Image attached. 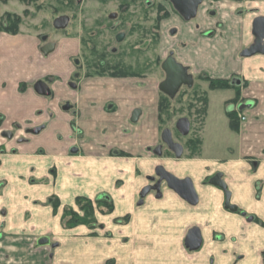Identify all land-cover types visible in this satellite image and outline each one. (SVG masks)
I'll list each match as a JSON object with an SVG mask.
<instances>
[{"label":"crops","instance_id":"1","mask_svg":"<svg viewBox=\"0 0 264 264\" xmlns=\"http://www.w3.org/2000/svg\"><path fill=\"white\" fill-rule=\"evenodd\" d=\"M208 4L212 11L203 9L206 3L202 2L193 19L176 23L181 28L170 39L176 38L172 44L176 59L193 73L240 83L239 102L228 107L238 120L236 131L229 128L238 139L237 154L231 149L225 160L204 157L202 145L200 154L192 158L153 155L161 132L159 97L152 83L143 79L146 76L76 75L73 59L80 57L79 38L65 36L44 54L38 35L26 29L21 28L18 34L0 32V133L16 132L13 140L0 136V264H95V260L105 259L110 252L82 250L78 244L71 260L60 254L72 234L76 240L101 239L98 234L91 236L84 226L52 230L49 200L57 195L61 198L58 210L62 217L65 205L75 208V198L82 197L78 195L97 199L78 186L88 189L104 178L114 181L116 175L126 178L127 186H123L129 190L132 218L124 225L114 222L118 217L108 220L109 224L96 220L101 228L115 225L112 243L127 238L131 264H156V260L157 264H263L264 54L244 57L242 52L254 44L252 22L264 17V0ZM160 39L168 43L165 35ZM39 82L48 88L47 95L36 92ZM230 91L232 100L235 91ZM240 105L242 110H238ZM136 109L140 115L133 123ZM239 115L245 120L240 121ZM36 127L41 129L38 134L28 133ZM75 131L80 139L72 138ZM156 166L176 178H189L197 204H187L164 184L159 195L150 192L141 198L145 178L153 176ZM216 172L223 175L237 213L225 209L223 193L209 184ZM71 178L79 183L69 186ZM30 209L48 218L39 230L34 222L27 224L21 218L20 213ZM146 210L159 212L158 218L143 217ZM193 227L202 237L197 251L184 246ZM43 237L49 244L37 246ZM55 242L57 246L52 244ZM112 255L119 257L117 250ZM76 258L81 261L74 262Z\"/></svg>","mask_w":264,"mask_h":264},{"label":"rangeland","instance_id":"2","mask_svg":"<svg viewBox=\"0 0 264 264\" xmlns=\"http://www.w3.org/2000/svg\"><path fill=\"white\" fill-rule=\"evenodd\" d=\"M71 1L73 2L72 4H74V1L76 4V0ZM18 2V0H7L8 11L10 10L13 12H18L20 14L22 12V8H20ZM69 2L70 0H42L41 6L43 7L41 8V11L39 13L34 9V7L30 6L29 11L31 13L35 11L37 16L35 20L27 21L28 26L32 27L33 23L37 24L41 20L50 24L49 22H51L52 19L61 15H67L71 18V22L73 23L72 26H75V29L72 28V30L76 32L82 30L80 31V33H82L85 29L84 24L85 26L90 24V22L93 20L92 18L102 14H108L110 12L124 11L118 12L119 17L121 18L123 23L120 25L117 32H121V34L124 33L126 37L123 36V38H121L122 40L119 41V43L121 44L116 43V34L114 33L111 35H103L100 38H96L93 40V43L90 42L91 45L87 47L86 51H83V53L85 52L83 60L82 58H80L81 65L85 67V71L83 72L93 73L95 71H98L96 66L87 67V60L92 61V59H94L93 61L97 62L98 56H96L95 54L105 53V55H107L105 58L107 62L111 61L112 63H118L120 61L123 67H128L127 72L134 73L136 76H139L140 74L142 75L144 73L143 76L146 77L143 79H147L146 81H150L153 88L158 93L159 104L163 98H166L164 99L165 107L159 116V132L167 126V128L171 131L173 142H178L180 144H183L184 146H186V141L189 139L199 140L200 147L196 156L200 154L201 145L202 155L207 158L225 160L229 156V151L231 149L234 150L235 155L237 154L238 139L237 136H234L230 133L229 120L227 118V113L229 112L228 107L233 105L229 102L230 98L233 97L232 91L209 90L207 83L205 81H202L200 78L203 76H207L209 78L211 77L206 74L197 75L193 73L190 68H187L186 71L187 74L192 76L194 80V87L187 88L184 85L181 86L175 94V97L173 98H167L160 92L158 88L160 82H162L165 78V73L161 69V63H163L168 57H173L176 61H178L176 59V47L175 45H172L175 44L176 38L175 40L170 38H174L175 33L181 28L176 25V23L182 21V18L173 9L172 5L168 1H166L165 3L149 2V4H147L145 2H142L141 0H137L136 2L132 0H121L119 2L121 3V6H119L117 2L113 1H105L106 3L103 2L104 4L101 3L100 5L99 2L97 3L92 0H82V4H80V6L76 4L75 8H72V4L68 5ZM203 2L206 3V5H203L202 7L203 9L209 7L208 1L203 0ZM117 5L119 7H117ZM5 7L6 6H2L0 8V13L5 11ZM159 7L168 14L167 17L162 20H158V16H162L163 14V12L160 11ZM78 10L81 11V13L78 12ZM212 10L213 9L209 7L208 12ZM87 17L91 19H87ZM173 30L174 33H171ZM37 32H41L43 35H47V39L45 41H52L53 43L58 44L64 40L65 36H68L67 33L69 31H55L52 28L46 27L45 29H43L41 27H38ZM164 35L166 37L165 40H167L168 43H165L164 40L163 43L160 42L161 36L164 37ZM92 45L93 47H95L96 52H92L90 50ZM117 45L120 46L118 47ZM113 47L120 48V53H122V56L118 57V55H114L113 57H111L112 55H109V51L111 52V49ZM91 54H93L94 56ZM143 89H145V87H143ZM189 91L190 93H188ZM202 95H205L206 102H204V100L202 99L197 98L198 96ZM189 105H191L192 107L190 108ZM182 118L188 119L189 121V130L187 135L185 136L181 135L177 131L175 126L176 122ZM202 130H204V132L199 133ZM11 132L16 134L14 129H12ZM80 137L81 135H79V132L77 131H75L72 135V138L75 140L80 139ZM159 142L160 141L158 139L157 143ZM190 156L191 155L189 151L186 149L180 158ZM162 157L175 158L171 152H167L164 149ZM51 174H53V176L55 175L54 168L51 169ZM71 181L72 184L69 186H72L74 182L79 183V181L76 179L71 178ZM124 184L125 186H127L126 178L116 175L114 181L109 182L104 178L102 180H98V182H95L93 186H88L89 190L86 189L85 186H78V189H80L84 193H91L94 198L104 197L112 201V213L104 214L107 211L106 207H102L101 209L97 210L95 209V219L99 218L100 221H104L105 224H109L108 220L118 217L114 222L124 225L127 223L123 221L125 220L124 218L126 216H128V221L132 218V214L128 213L129 205L127 194L129 193V190L125 189V186H123ZM122 189H125V192L121 195ZM75 190L77 189L72 190L67 197L73 195ZM68 191L69 188L66 189V192ZM78 196L86 198V196L83 195ZM53 197L55 196H52L51 198ZM51 198L49 200L50 203ZM58 200L60 204L61 198L59 196ZM62 203L64 202L62 201ZM65 206L66 208L71 207L69 205ZM141 214L143 217L150 218H158L159 216V212L151 210L143 211ZM20 215L27 224L34 222L36 224L34 226L38 230L41 228L40 224L44 221L47 222L48 218H50V228H52V230L55 231V229H57L58 231L60 227H62L60 226L61 214L59 213L58 209L55 213L52 210L48 218H43L42 215H40L39 212H37L35 209L24 211L22 212V214L20 213ZM117 220L120 221L116 222ZM53 222H55L56 224ZM114 226L115 225H109L108 227H106V225H103V227L101 228L97 223V227L93 230L84 226L89 231H91V236H96V234H98V236L100 235L101 240L91 241L84 238H81V240H76V237H74V235L72 234V236H68L67 238L71 239V241L68 240L65 243L66 248L59 252L63 257L70 258L71 260V256H73L74 253L72 250L74 249L75 245L78 244V246L83 248L82 250L93 249L94 251H99L103 249L110 252L106 254V256L104 257L105 259L95 260L97 264H101V262H103L104 264H131L128 260L130 250L127 246V238H121L120 241L116 244L112 243L111 241V235L114 234L117 229L114 228ZM79 227L80 226L75 228ZM52 244H55V246H57L56 242ZM70 246L73 247L70 248ZM61 248H63V246H61ZM116 250L119 254V257H113V255L111 256V252H114L115 254ZM57 251L58 250H55L56 253ZM98 251L95 253L103 254L101 251ZM78 260L81 261V258H76L74 262ZM158 262L159 260L155 261L156 264ZM150 263L153 262L150 261Z\"/></svg>","mask_w":264,"mask_h":264},{"label":"water","instance_id":"3","mask_svg":"<svg viewBox=\"0 0 264 264\" xmlns=\"http://www.w3.org/2000/svg\"><path fill=\"white\" fill-rule=\"evenodd\" d=\"M172 5L173 9L178 13V15L185 21H189L195 17L198 8L203 2V0H168ZM66 17H59L54 21V27L58 30L64 29L66 27ZM174 33V30L171 32ZM255 41L254 44L248 49L242 52V56L249 57L257 53L264 54V17L260 16L253 20L252 31H251ZM53 49V44H48L43 48V53L48 54ZM165 73V79L159 84V90L170 98H173L178 89L186 85L190 87L193 83L191 76L187 74L186 68L177 63L173 57H168L161 66ZM35 90L40 95H47L49 93L48 88L45 84L39 82L35 85ZM243 105L238 106V110L243 109ZM140 115L139 110H134L131 116V122H137ZM177 131L182 135H187L189 130V122L187 119H179L176 123ZM40 128H32L28 130V133L38 134ZM2 137L11 139V132H3ZM161 142L165 144L169 150L173 153L176 159H179L183 154L182 146L178 143L173 142L171 131L169 129H164L160 135ZM23 140H19L21 142ZM161 147H157L154 154L156 156L161 155ZM75 152L76 149H72ZM155 174L160 181H163L166 187L176 194L179 198L185 201L187 204L194 206L197 204L198 198L195 192L192 181L189 178L179 179L168 173L164 167L157 166L155 169ZM221 174H217L214 178L209 181V184L215 186L216 188L222 190L225 193V209L230 212H237V207L230 204L231 194L227 190L226 184L220 179ZM149 193V189L145 188L141 191V198H144ZM251 220L252 218H248ZM49 244V240L46 237L40 238L37 241V246H45ZM202 245L201 232L197 227L191 228L185 238L184 246L189 251H197ZM264 263V258H263Z\"/></svg>","mask_w":264,"mask_h":264},{"label":"flooded vegetation","instance_id":"4","mask_svg":"<svg viewBox=\"0 0 264 264\" xmlns=\"http://www.w3.org/2000/svg\"><path fill=\"white\" fill-rule=\"evenodd\" d=\"M19 2H18V4H19V6H20V8H22V12L19 14L18 12H13V11H8V10H5V11H3L2 13H0V32H6V33H9V34H12V33H10L9 31H7V29L9 28V27H12L11 26V23H10V21H9V19H12V21H14V22H16L17 23V26H16V28H17V33L16 34H18L19 32H20V30H21V28H24V29H26L29 33H33V34H36V35H38V37H39V40L42 42V48H41V50H42V52H43V48L46 46V45H48V44H53V42L52 41H45L46 39H47V35H43L41 32H37V29H38V27L40 28H43V29H45L46 27L47 28H52L53 30H55V31H64V32H68L67 34H68V36H70V37H75V38H79V40H80V45H81V53H80V57L79 58H75V59H73V61H74V64H76V67H75V71H76V75H79V74H82V73H84V75L85 76H91V75H108V76H110V77H113V76H111L109 73H111V72H113L114 70L112 69V70H110V71H108L109 73H107V72H105L104 74H98L100 71H101V69H107L108 67H116L118 70H120V71H122V72H126V73H128V74H133L132 76H128V77H115V78H136V77H142L143 75H144V73L141 75H139V76H136L134 73H130V72H127L128 71V67L127 68H125V67H123L122 66V63L119 61L118 63H115V62H111V61H109V62H107L106 60H105V58H106V56L107 55H105V53H99V54H95L96 56H98V59H97V62L96 61H93L94 59H92V61H88L87 60V67H89V66H93V67H97V69H98V71H95V72H93V73H86V72H83V71H85V67H83L82 65H81V60H80V58H82V60H83V57H84V55H85V52L83 53V51H86L87 50V47L89 46V45H91L90 44V42H94L93 40L94 39H96V38H100V37H102L103 35H111V34H116L115 35V41H116V43H118V44H121V43H119V41L120 40H122L121 38H123V36L124 37H126L125 36V34L123 33V34H121V32H117L118 31V29H119V27H120V25L123 23L122 22V20H121V18L119 17V14H118V12H124V11H116V12H110V13H108V14H102V15H99V16H97V17H94V18H92L93 20L90 22V24H88V25H86L85 26V24H84V27H85V29L83 30V32L82 33H80V31H82V30H80L79 32H76V31H73L72 30V28H74L75 29V26H72V22H71V18H70V16H67V15H61V16H58V17H56V18H54V19H52V21L51 22H49L50 24H48V22H45V21H39L37 24L36 23H33L32 24V27H30V26H28V22L27 21H33V20H35L36 19V12L35 11H33L32 13L29 11V8H30V6L31 7H34V9L39 13L40 11H41V8L43 7V6H41L42 4H41V2H42V0H18ZM41 1V2H40ZM92 1H94V2H99V4L101 5V3L102 4H104L103 2H105V1H107V2H110V1H113V2H117V4L120 6V1L119 0H100V1H98V0H92ZM73 2L70 0V2L68 3V5H71ZM106 3V2H105ZM145 3H147V4H149L148 2H145ZM76 4H78L79 6H80V4H82V0H76ZM76 4H75V1H74V4H72V8L74 7H76ZM117 5V7H119ZM2 6H7V0H0V8L2 7ZM80 8V7H79ZM80 10V9H79ZM78 10V12H80L81 13V11H79ZM77 11V10H76ZM31 13V14H30ZM59 17H66V27L64 28V29H61V30H58V29H56L55 27H54V21L57 19V18H59ZM83 17H85V16H83ZM87 19H91V18H89V17H87ZM184 20V19H183ZM82 27V26H81ZM81 27H80V29H81ZM71 29V30H70ZM34 30V31H33ZM36 30V31H35ZM129 32V31H128ZM127 32V33H128ZM125 41V40H124ZM123 41V42H124ZM122 42V43H123ZM55 44V43H54ZM54 44H53V47H54ZM118 47L120 46V45H117ZM118 47H113L112 49H111V52L109 51V55L111 56V57H113L114 55H118V57H120V56H122V53H120V48H118ZM90 50L92 51V52H96V50H95V47H93V45L91 46V48H90ZM91 55H93V54H91ZM94 56V55H93ZM177 63H180L179 61H176ZM181 64V63H180ZM182 65V64H181ZM161 66H162V63H161ZM185 67V66H184ZM123 68H125V69H123ZM186 68V67H185ZM130 69V68H129ZM162 69V68H161ZM187 69V68H186ZM163 71V70H162ZM164 72V71H163ZM189 75V74H188ZM189 76H191V75H189ZM191 78H192V76H191ZM165 79V78H164ZM192 81H193V83H192V85L190 86V87H188V86H186V85H184V86H186L187 88H192V87H194V80H193V78H192ZM41 83H43V82H41ZM161 83V82H160ZM44 84V83H43ZM231 84L235 87V88H237V89H239V86H240V83H239V81L238 80H235V79H232L231 80ZM158 88H159V86H158ZM230 90H234V89H230ZM235 91V90H234ZM161 92V91H160ZM162 93V92H161ZM177 93V92H176ZM175 93V94H176ZM188 93H190V91L188 92ZM188 93H185V94H188ZM162 94H164V93H162ZM195 94V93H194ZM164 96H166L167 98H170V97H168L167 95H165L164 94ZM234 96H235V93H234ZM174 97H175V95H174ZM231 109V108H230ZM184 119V118H183ZM188 120V119H187ZM189 122V121H188ZM177 123V122H176ZM175 126H176V124H175ZM164 129H168L167 128V126L164 128ZM164 129H162V131L164 130ZM161 131V132H162ZM4 132H11V131H4ZM161 132H160V135H161ZM3 132H1L0 133V136L2 137V134ZM12 133V138L11 139H7V138H4V137H2L3 139H6V140H13V139H15L16 138V134H14L13 132H11ZM182 135V134H181ZM160 142L158 143V144H156L155 146H154V148L152 149V151H153V155H155L154 154V152H155V150H156V148L157 147H161V149H160V151H161V155L160 156H157V157H162V154H163V149L165 150V151H167V152H171L170 150H169V148L165 145V144H163L162 142H161V139L159 140ZM189 140H187L186 141V143L188 142ZM175 143H178V142H175ZM178 144H180V143H178ZM181 146H182V149H183V152L187 149L188 151H189V149H188V146L186 145V146H184L183 144H180ZM186 147V148H185ZM73 149H75V148H73ZM172 153V152H171ZM173 154V153H172ZM156 156V155H155ZM157 167V166H156ZM156 169V168H155ZM217 174H219V172H216V173H214L209 179H208V182L212 179V178H214ZM146 184L141 188V190H140V194H141V191L143 190V189H145V188H148L149 189V193L150 192H154L156 195H159L160 194V190H161V187H162V184H164V182L163 181H160L159 180V178L156 176V174H155V170H154V174H153V176H147L146 178ZM220 179L221 180H223V182H224V179H223V175L221 174V176H220ZM225 183V182H224ZM165 185V184H164ZM220 190V189H219ZM222 193H223V202H224V207H225V193L222 191V190H220ZM148 193V194H149Z\"/></svg>","mask_w":264,"mask_h":264},{"label":"trees","instance_id":"5","mask_svg":"<svg viewBox=\"0 0 264 264\" xmlns=\"http://www.w3.org/2000/svg\"><path fill=\"white\" fill-rule=\"evenodd\" d=\"M132 1L136 2L137 0H132ZM204 1H219V0H204ZM120 6H121V3H120ZM159 9L160 11L163 12V14L162 16H158V20H162L166 18L168 14L162 8L159 7ZM9 21L12 27H9L7 31H9L12 34H16L17 33V28H16L17 23L12 21V19H9ZM112 69L114 71L109 73L108 71ZM105 72L109 73L113 77H128V76L133 75V74H128L126 72H122L118 70L116 67H108L107 69H101V71L98 74H104ZM200 79L207 83L208 89L211 91L234 89L235 96L229 102L231 104H236L237 102H239V97H240L239 89L235 88L231 84V79H211L207 76H203ZM197 98L202 99L204 100V102H206L205 95L198 96ZM164 99L166 98H163L159 104V116L165 107ZM189 107L191 108L192 106L189 105ZM227 118L229 120V128L233 131H236L238 128V120H237L236 113L228 112ZM199 142L200 141L197 139H189V141L186 143L189 149V153L191 155L190 158L197 155L199 151V147H200ZM121 155L123 154L121 153ZM74 205H75V208L70 207V208L63 209L62 217H61V226L63 229H73L78 226H86L89 229L93 230L97 227V222H96V219L94 218L95 209L97 210V209H101L102 207H106L107 211L104 214H110L113 211L112 201L104 197H101V198L99 197L95 199L94 201L88 198H85V197H76L74 201ZM50 206L53 209V212H56V210L60 206L59 200L57 197L51 198ZM124 219L125 220L123 221L128 222V216H126ZM119 221L120 220H117L116 222H119Z\"/></svg>","mask_w":264,"mask_h":264},{"label":"built area","instance_id":"6","mask_svg":"<svg viewBox=\"0 0 264 264\" xmlns=\"http://www.w3.org/2000/svg\"><path fill=\"white\" fill-rule=\"evenodd\" d=\"M238 119H239L240 121H244V120H245V117L242 116V115H239V116H238Z\"/></svg>","mask_w":264,"mask_h":264}]
</instances>
